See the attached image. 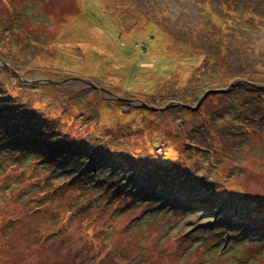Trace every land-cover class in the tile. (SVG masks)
Returning <instances> with one entry per match:
<instances>
[{
  "label": "rangeland",
  "instance_id": "obj_1",
  "mask_svg": "<svg viewBox=\"0 0 264 264\" xmlns=\"http://www.w3.org/2000/svg\"><path fill=\"white\" fill-rule=\"evenodd\" d=\"M0 98V264H264V0H0Z\"/></svg>",
  "mask_w": 264,
  "mask_h": 264
},
{
  "label": "trees",
  "instance_id": "obj_2",
  "mask_svg": "<svg viewBox=\"0 0 264 264\" xmlns=\"http://www.w3.org/2000/svg\"><path fill=\"white\" fill-rule=\"evenodd\" d=\"M0 110H1V114H0V116H1L5 112V108H4L3 102H2V105H0ZM10 114L11 113H9L7 115H10ZM41 123L47 124V121L46 120H42V121H40L39 125ZM49 126H51V125H49V123H48V125H46L45 127H47L46 131H47L48 135H50V137H51L52 136L51 134L53 133V131H52L53 129L50 128ZM5 129H7V125L5 124L3 119H0V149H1V145H3L4 147H10L11 148V146H13V144L17 142V141L14 142L15 138H14V136L12 134L8 133V134H6V137L3 135V133H5ZM1 136H2V138H1ZM24 136L26 138H29V136L27 134H23V137ZM71 148H73L72 145H70V148H69L70 152H71ZM56 149L57 150H54L52 152L54 154V156H60V157H63V158L67 157V155H65L66 152H64V148H62V149L61 148H56ZM69 154L70 153H68V155ZM44 156H47V155H44ZM50 156H52V155H50ZM58 189H60V187H58ZM221 221H222L221 223H223L225 221V219H223V220L221 219ZM257 221H258V218H256V223H257ZM240 225H242V224L241 223H238V224L233 223V226H240Z\"/></svg>",
  "mask_w": 264,
  "mask_h": 264
}]
</instances>
